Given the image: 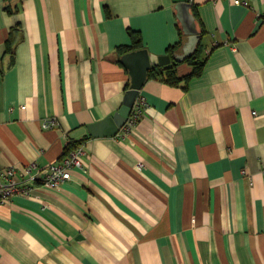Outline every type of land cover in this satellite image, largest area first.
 <instances>
[{"label":"crops","instance_id":"crops-1","mask_svg":"<svg viewBox=\"0 0 264 264\" xmlns=\"http://www.w3.org/2000/svg\"><path fill=\"white\" fill-rule=\"evenodd\" d=\"M247 2L188 0L199 75L147 79L130 133L91 137L129 88L130 35L182 53L175 3L0 0V169L43 176L82 143L56 190L0 204V264H264V0Z\"/></svg>","mask_w":264,"mask_h":264},{"label":"water","instance_id":"water-1","mask_svg":"<svg viewBox=\"0 0 264 264\" xmlns=\"http://www.w3.org/2000/svg\"><path fill=\"white\" fill-rule=\"evenodd\" d=\"M175 3L176 19L181 31L186 37L182 53L174 56V62L181 63L191 57L200 40L195 20L190 13L191 5L188 0H173ZM120 63L129 75V88L126 91L121 107L113 116L88 125L87 132L91 137H112L118 133L129 115L131 107L146 81L147 72L153 66L164 67L170 64L168 56L149 55L145 49L132 51L120 57Z\"/></svg>","mask_w":264,"mask_h":264},{"label":"built area","instance_id":"built-area-1","mask_svg":"<svg viewBox=\"0 0 264 264\" xmlns=\"http://www.w3.org/2000/svg\"><path fill=\"white\" fill-rule=\"evenodd\" d=\"M235 5L248 6L247 0H229ZM145 100L139 96L135 99L128 117L120 130L122 134L130 133V131L140 121ZM57 126L54 119H48L42 122V129H51ZM81 148H76L64 155L57 165L50 166L43 176H38L39 172L34 165H30L24 169V176L15 177L13 168L0 169V204L5 203L14 196L28 197L33 191L34 186L38 184L40 187L56 190L64 182L70 179V170L73 168L82 169V164L79 161Z\"/></svg>","mask_w":264,"mask_h":264},{"label":"trees","instance_id":"trees-1","mask_svg":"<svg viewBox=\"0 0 264 264\" xmlns=\"http://www.w3.org/2000/svg\"><path fill=\"white\" fill-rule=\"evenodd\" d=\"M199 32V36L201 37V32ZM131 38V45L129 47H124L119 49L120 54H126L132 51H138L143 49V45L137 35H130ZM178 45H175L173 47H169L166 50L165 56H168L170 58V64L164 67L160 66H153L148 72L146 76V80H156L160 81L162 83H165L169 86H177L182 80H189L190 78L199 75V73L202 70L203 62L200 60V53L201 49L200 46L197 47L195 52L184 61V63L188 64L192 68V72L189 76L185 78H179L177 76V73L175 71V67L178 65L177 62H174V56L179 53L178 51ZM138 97V96H137ZM82 143H69V145L66 147L65 153L72 151L76 148H79Z\"/></svg>","mask_w":264,"mask_h":264}]
</instances>
